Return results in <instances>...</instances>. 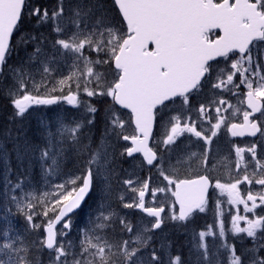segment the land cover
<instances>
[{"label": "snow or ice", "instance_id": "6c2138e0", "mask_svg": "<svg viewBox=\"0 0 264 264\" xmlns=\"http://www.w3.org/2000/svg\"><path fill=\"white\" fill-rule=\"evenodd\" d=\"M0 264H264V0H0Z\"/></svg>", "mask_w": 264, "mask_h": 264}, {"label": "rangeland", "instance_id": "374dc122", "mask_svg": "<svg viewBox=\"0 0 264 264\" xmlns=\"http://www.w3.org/2000/svg\"><path fill=\"white\" fill-rule=\"evenodd\" d=\"M226 98H228L230 100V102L234 105H237V106H240V107H245L244 105H238V101H237V98L236 97H228L227 94H226ZM65 110H69V111H75L74 109H71V106L65 104L64 102H61L60 104L58 105H52V106H49L47 109H44V111L46 112V114L48 116H54L57 112H63ZM242 119V116H237L236 117V122H240V120ZM228 140H231L237 144H240L241 146L244 145V143L248 140H238V139H235L233 137H227ZM220 143L221 145L223 146V144L225 143V140H224V137H223V134L220 138ZM124 167H128L127 164L124 165ZM144 175H147V173H144ZM217 175L219 176V178L222 180V181H225L226 180V174H225V171L224 169H220V171L217 173ZM55 179V178H53ZM158 182V181H157ZM245 185H241V190L243 191L245 189ZM258 187V186H257ZM41 190H45L44 187H43V184L41 185ZM126 195L128 196H131L130 193H126ZM220 199L222 201H224V209L225 211L227 212L228 209H229V205H227L226 201H227V196H223V197H220ZM241 209H242V206H240ZM124 211H128V210H124ZM87 214H88V207L86 206V208L84 209V212L81 213L78 217H77V220H76V223H77V227L78 228H81L83 227L84 223H86L87 221ZM227 219V217H226ZM194 224L195 223H198L200 226H202V228L205 226L206 223H211L212 222V217L211 215H205V214H202L201 216L195 218V220L193 221ZM22 223V221H21ZM75 231L73 232V235H75Z\"/></svg>", "mask_w": 264, "mask_h": 264}, {"label": "water", "instance_id": "95a60500", "mask_svg": "<svg viewBox=\"0 0 264 264\" xmlns=\"http://www.w3.org/2000/svg\"><path fill=\"white\" fill-rule=\"evenodd\" d=\"M245 137H247V136H245ZM241 138H243V137H241Z\"/></svg>", "mask_w": 264, "mask_h": 264}, {"label": "trees", "instance_id": "16d2710c", "mask_svg": "<svg viewBox=\"0 0 264 264\" xmlns=\"http://www.w3.org/2000/svg\"><path fill=\"white\" fill-rule=\"evenodd\" d=\"M195 228V227H194Z\"/></svg>", "mask_w": 264, "mask_h": 264}]
</instances>
